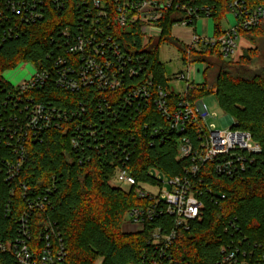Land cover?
Instances as JSON below:
<instances>
[{"label":"trees","instance_id":"1","mask_svg":"<svg viewBox=\"0 0 264 264\" xmlns=\"http://www.w3.org/2000/svg\"><path fill=\"white\" fill-rule=\"evenodd\" d=\"M185 1L197 10L199 18L212 20L213 42L188 47L172 37L173 26L185 19L176 3L163 11L158 22L159 35L150 38L144 48L138 24L106 27L105 20L94 18L99 41L105 42L102 49L106 57L112 58L114 66L116 50L124 58H133L130 62L123 60L125 67L120 63L119 67L125 69L135 65V57L144 59L143 67L139 65L140 72L132 77L125 75L120 87L113 91L91 85L71 92L55 83L59 69L81 65L80 59L66 52L63 28L75 35L81 26L88 29L93 20L94 15L86 16L76 0L66 1L60 12L47 9L42 19L29 23L16 38L2 43L0 103L6 100V91L10 89L2 74L20 63H31L39 70H46L49 79L43 86L28 91V97L66 116L60 120L62 129L50 128L39 139L28 140L27 157L12 184L15 195L8 214L4 198L7 188L0 177V241L11 239L10 233L27 207L20 198L18 184H22L29 191L45 194L48 201L44 211L31 213V244L39 247V228L44 222L53 224L62 238L63 264H97L99 260L101 264H142L146 258L153 257L154 251L148 244L150 231L167 218L153 219L142 231L123 232L128 213L151 202L148 197L139 196L137 186L123 190L110 186V181L122 165L138 186L154 184L150 171L167 178L183 175L191 160L176 159L177 145L182 137H188L196 146L197 133L193 127L182 133L171 129L156 109L155 100L159 91L163 92L172 112L183 102L193 105L213 92L219 108L231 121V128L248 133L261 151L236 177L218 175L207 164L201 166L202 182L196 186L203 203L202 219L178 234L171 248L172 258L179 264H215L223 253L230 251L238 263L264 264V67L251 68V60L257 55L252 50L235 63L227 61L216 42L222 34L220 21L234 3L239 17L245 11L264 7V0ZM195 22L192 18L190 24L194 26ZM263 25L261 22L252 28H239L238 38L259 35ZM162 45L175 47L185 67L202 63L203 84L189 83L182 94L171 91L159 61ZM60 57L66 62L64 66L56 64ZM213 62L219 66L210 82ZM148 83L151 85L148 99L131 95L133 90ZM70 112H76L75 116L70 117ZM71 140L75 141V147ZM4 151L0 149V166L9 157ZM0 264L16 262L9 253L0 251Z\"/></svg>","mask_w":264,"mask_h":264},{"label":"built area","instance_id":"2","mask_svg":"<svg viewBox=\"0 0 264 264\" xmlns=\"http://www.w3.org/2000/svg\"><path fill=\"white\" fill-rule=\"evenodd\" d=\"M66 1L71 0H0V47L5 41L16 38L29 23L42 19L47 9L52 8L60 12ZM76 1L79 2L76 4L77 6L80 4L86 16L92 14L94 16L91 26L87 27L88 29L81 26L75 35H71L68 28L62 30L67 39L66 52L80 59L81 65L59 69L55 83L58 87L71 92L91 85H96L102 91H113L120 87L125 75L135 76L140 72L139 65H143V57L137 56L134 66L126 69L119 67L120 63L125 67L123 60L130 62L133 58L130 56L124 58L125 56H121L116 50L114 58L117 67L114 66L112 58L106 57L102 49L105 42L99 41V30L94 29L93 26V23L96 24L94 18L105 20L106 27L116 24L121 28L127 23L138 24L142 34V48L147 45L150 38L159 35L158 22L162 18L163 11L171 8L175 3L176 8L184 12L185 19L173 28L191 29L192 18L196 21L201 19L197 10L190 8L185 0H165L163 3L157 0ZM236 4L232 5V10L229 12L234 15L235 25L227 30L220 29L222 34L216 40L224 59L233 56L236 52L239 28L248 29L264 22V7H258L252 12L245 11L237 17ZM213 41V38L205 39L194 34L191 42L186 46L196 47L200 43ZM65 63L60 57L56 64L64 66ZM190 66L186 68L190 69ZM35 70V74L18 87H12L2 78L10 88L6 91V100L0 103V149L9 154L0 166L1 182L7 188L4 197L7 200L5 204L7 214L10 211V201L15 195L12 184L20 175L27 157L28 140L39 139L41 133L50 128L62 129L60 120L66 116L65 113L52 107H45L28 97V91L43 86L49 79L46 70H39L36 67ZM176 79L185 82L186 87L189 85L183 74H179ZM149 86L150 83L148 86L139 87L133 90L131 95L134 98L148 99ZM165 98L166 95L159 91L154 105L167 119L169 127L179 133L193 127L197 133L196 146L192 145L188 137H182L177 145L176 159H190L191 165L183 175L172 178L161 176L157 171H150L155 179L154 184L144 183L138 186L123 165L117 167L114 177L115 181L129 188L137 186L136 192L139 196L148 197L151 202L143 209H132L128 213V221L137 228L136 232L142 231L144 225L153 219L167 218L150 231L148 244L154 254L153 257L146 258L142 264H179L173 260L171 248L178 234L188 230L192 222L200 221L203 215V203L196 186L202 182L199 177L201 166L207 164L218 175L236 177L253 163L254 155L261 151L260 146L252 141L248 133L232 129L231 123L224 129L206 125L210 114L201 102H195L193 105L183 102L176 110L170 112ZM75 114L76 112H70L69 115L74 117ZM213 116L215 117L216 114ZM71 145L75 147L74 140H71ZM18 188L21 191L20 198L25 201L27 207L19 215L15 229L10 233L11 239L0 241V251L9 253L16 264H63L64 246L53 224L44 222L39 228L38 237L41 243L39 247L31 244L33 227L30 216L33 211H44L48 207L47 196L29 191L22 184H18ZM153 189H156L155 193ZM222 255L220 261L215 264H243V262L238 263L234 253L230 251Z\"/></svg>","mask_w":264,"mask_h":264},{"label":"rangeland","instance_id":"3","mask_svg":"<svg viewBox=\"0 0 264 264\" xmlns=\"http://www.w3.org/2000/svg\"><path fill=\"white\" fill-rule=\"evenodd\" d=\"M227 16L231 18V25L233 27L236 23L234 15L232 13H228ZM260 29L261 32L259 35L251 34L245 36L243 39L239 37L236 42L237 48L235 54L226 60L235 63L241 56L252 50L256 51L257 55L251 60V68L259 69L264 67V25ZM159 61L163 65L168 87L174 93L182 94L186 89L185 82L176 79L179 74H183L185 79L191 84L201 85L204 82V65L202 63H194L190 66V69H187L182 63L180 52L173 46L162 45L159 48ZM218 66V64L214 63V65L210 68V82H212V78L216 73ZM35 72V67L31 63H20L15 68L4 72L2 74V78L12 87H18L24 81H28L35 74ZM196 102L204 104L210 114V117L206 120V125L210 127L214 126L217 129H224L231 123L229 118L219 108L217 99L213 92L205 94ZM213 114H216V116L214 117ZM110 186L121 188L123 190L129 189L128 186L118 183L114 179L110 181ZM153 192L155 193L156 189H153ZM122 231L132 233L136 232L137 228L126 220L122 227ZM97 264H101V260H99Z\"/></svg>","mask_w":264,"mask_h":264},{"label":"crops","instance_id":"4","mask_svg":"<svg viewBox=\"0 0 264 264\" xmlns=\"http://www.w3.org/2000/svg\"><path fill=\"white\" fill-rule=\"evenodd\" d=\"M231 18L229 16H225L220 21V29L227 30L232 25ZM200 35L205 39L213 38L214 29L213 22L209 18H201L198 19L195 25L191 29H185L180 27L172 28V37L183 45H188L191 42L192 35Z\"/></svg>","mask_w":264,"mask_h":264}]
</instances>
